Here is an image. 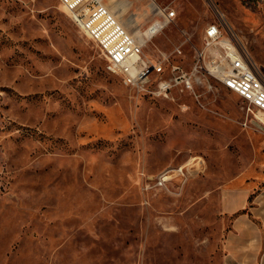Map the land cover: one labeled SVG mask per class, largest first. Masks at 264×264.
Segmentation results:
<instances>
[{
	"label": "rangeland",
	"instance_id": "obj_1",
	"mask_svg": "<svg viewBox=\"0 0 264 264\" xmlns=\"http://www.w3.org/2000/svg\"><path fill=\"white\" fill-rule=\"evenodd\" d=\"M106 4L143 31L155 6L177 12L150 59L180 48L190 69L219 24L264 79V0ZM263 197L264 128L236 94L138 92L60 0H0V264H223Z\"/></svg>",
	"mask_w": 264,
	"mask_h": 264
},
{
	"label": "built area",
	"instance_id": "obj_2",
	"mask_svg": "<svg viewBox=\"0 0 264 264\" xmlns=\"http://www.w3.org/2000/svg\"><path fill=\"white\" fill-rule=\"evenodd\" d=\"M75 25L92 40L106 61L107 70L122 78L126 86L171 99L177 91L196 96L211 93L216 86L233 92L244 109L264 128V79L244 51L231 38H224L219 24L206 30L201 49L196 50L190 69L173 63L183 50L163 53L158 60L145 54L146 46L177 18L176 11L155 6L150 33H132L106 4V0H60ZM185 176L184 168L168 170L158 179L164 185L174 177Z\"/></svg>",
	"mask_w": 264,
	"mask_h": 264
},
{
	"label": "crops",
	"instance_id": "obj_3",
	"mask_svg": "<svg viewBox=\"0 0 264 264\" xmlns=\"http://www.w3.org/2000/svg\"><path fill=\"white\" fill-rule=\"evenodd\" d=\"M225 206L229 212L236 209L230 195ZM223 248V264H264V197L261 210L254 212L252 219H237L225 236Z\"/></svg>",
	"mask_w": 264,
	"mask_h": 264
},
{
	"label": "bare ground",
	"instance_id": "obj_4",
	"mask_svg": "<svg viewBox=\"0 0 264 264\" xmlns=\"http://www.w3.org/2000/svg\"><path fill=\"white\" fill-rule=\"evenodd\" d=\"M212 1V0H211ZM214 4V3H213ZM215 5V4H214ZM118 6H120L121 7V10L123 11V8L125 7V5H123V3H120ZM215 8H217V7H215ZM217 10V9H216ZM214 11V10H213ZM116 15L118 16V18L120 19V20H122L121 19V13L119 14V13H117L116 12ZM222 15V14H221ZM126 20V19H125ZM123 22V21H122ZM124 23H126L125 24V26L127 27V28H133L134 30L132 31L134 34H136V35H143V34H145V33H150V31H149V28L147 29V30H145V31H143V30H141V29H139V27H138V25L136 24V25H134V26H130L131 24H132V22H130L131 24H128L127 22H125L124 21Z\"/></svg>",
	"mask_w": 264,
	"mask_h": 264
}]
</instances>
